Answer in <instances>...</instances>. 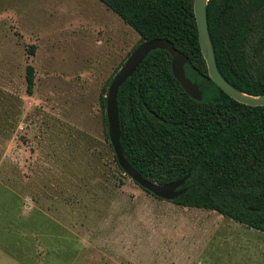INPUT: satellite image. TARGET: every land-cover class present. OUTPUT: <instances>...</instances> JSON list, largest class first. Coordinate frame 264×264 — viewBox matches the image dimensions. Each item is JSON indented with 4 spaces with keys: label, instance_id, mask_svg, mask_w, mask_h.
<instances>
[{
    "label": "rangeland",
    "instance_id": "374dc122",
    "mask_svg": "<svg viewBox=\"0 0 264 264\" xmlns=\"http://www.w3.org/2000/svg\"><path fill=\"white\" fill-rule=\"evenodd\" d=\"M138 40L99 0H0V264H207L213 234L239 225L115 162L101 97Z\"/></svg>",
    "mask_w": 264,
    "mask_h": 264
},
{
    "label": "trees",
    "instance_id": "16d2710c",
    "mask_svg": "<svg viewBox=\"0 0 264 264\" xmlns=\"http://www.w3.org/2000/svg\"><path fill=\"white\" fill-rule=\"evenodd\" d=\"M99 1L139 35L129 54L145 40L169 39L186 59V77L202 94L196 100L184 91L172 74L167 50L150 51L118 90L125 158L159 184L190 169L186 191L173 202L213 210L264 232V105L238 102L210 79L193 0ZM263 8L264 0H208L206 5L217 69L233 87L251 95L264 93V14L257 15ZM25 79L32 93L30 64ZM109 83L103 87L102 107ZM114 160L123 172L115 155Z\"/></svg>",
    "mask_w": 264,
    "mask_h": 264
},
{
    "label": "water",
    "instance_id": "95a60500",
    "mask_svg": "<svg viewBox=\"0 0 264 264\" xmlns=\"http://www.w3.org/2000/svg\"><path fill=\"white\" fill-rule=\"evenodd\" d=\"M207 2L208 0H193L198 41L201 53L206 62L208 76L224 93L234 100L247 105H264V93L251 95L240 91L233 87L218 71L214 57V50L208 33L206 14ZM155 49H165L170 53L173 76L190 97L196 100H201L202 94L198 84L191 81L185 75L184 64L186 63V59L183 54L175 48L174 44L167 38H153L145 40L129 54L109 83L105 102L107 133L116 160L123 172L141 188L147 190L155 197L165 200H173L186 191V187H183V184L190 175V169H188L184 176L176 180L165 184H159L156 181H151L144 177L128 162L123 154L120 143L121 132L117 103L119 87L126 81L127 78L133 75L148 53Z\"/></svg>",
    "mask_w": 264,
    "mask_h": 264
},
{
    "label": "crops",
    "instance_id": "0c3cea01",
    "mask_svg": "<svg viewBox=\"0 0 264 264\" xmlns=\"http://www.w3.org/2000/svg\"><path fill=\"white\" fill-rule=\"evenodd\" d=\"M237 224L239 225L228 227L232 229H226V231L220 229L213 234L211 244L208 247L211 252L205 255L210 257V261L209 259L206 260L207 264H226L229 261L233 264L241 263V260H238L239 253L244 252L247 248L254 251V263L264 264V232L248 228L238 222ZM244 228L250 231L248 235L244 234Z\"/></svg>",
    "mask_w": 264,
    "mask_h": 264
}]
</instances>
